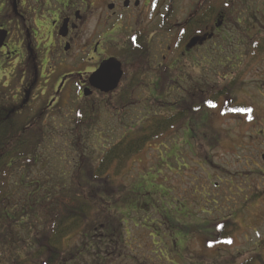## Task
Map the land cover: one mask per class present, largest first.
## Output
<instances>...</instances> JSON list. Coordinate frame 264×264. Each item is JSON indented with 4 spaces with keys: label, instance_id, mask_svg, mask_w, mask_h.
<instances>
[{
    "label": "flooded vegetation",
    "instance_id": "af4514ba",
    "mask_svg": "<svg viewBox=\"0 0 264 264\" xmlns=\"http://www.w3.org/2000/svg\"><path fill=\"white\" fill-rule=\"evenodd\" d=\"M250 6L251 0H0V115L43 122L44 103L50 112L67 103L76 118L82 106L109 103L121 93V100L126 99L123 104L134 105L140 87L147 88L152 97L164 98H171L177 87L182 94L177 100L187 105V117L194 122L203 114L219 116L218 109L202 105L204 94L218 83H207L202 75L215 73L222 63L228 65L221 79L228 82L215 92L220 94L240 69L248 70L244 64L236 69L234 61L252 53L247 34ZM107 59L119 63L121 77L116 89L105 94L89 79ZM175 73H183L181 81L172 80ZM191 81L195 83L188 84ZM237 84L228 94L237 104L251 106L235 94ZM47 93L50 98L46 99ZM253 114L263 118L255 108ZM173 115L162 118L166 122ZM145 119L143 126L151 118ZM244 166L246 178L251 174L264 177L257 163L245 159ZM242 175L229 173L225 180L218 178V183L212 182L206 170L204 177H192L204 179L205 184L196 186L195 194L184 192L183 201L195 209L182 210L174 218L178 237H173V226L166 228L164 239L159 234L152 237L147 253L155 259L143 255L139 242H102L99 246L106 257L116 256L128 264H264L263 244H251L248 231L241 230L235 219L251 213L252 203L260 197L251 184L244 185L246 178L243 185L234 181ZM241 186L248 192L240 194L238 203L230 192L243 193ZM236 205L243 210L232 209ZM184 228L195 232V247L183 240ZM204 241L212 251L207 260L202 252Z\"/></svg>",
    "mask_w": 264,
    "mask_h": 264
},
{
    "label": "rangeland",
    "instance_id": "374dc122",
    "mask_svg": "<svg viewBox=\"0 0 264 264\" xmlns=\"http://www.w3.org/2000/svg\"><path fill=\"white\" fill-rule=\"evenodd\" d=\"M261 3L263 0H251L252 26L247 34L252 41V52L254 49L260 51L264 48V5ZM257 55L250 61L251 64L247 57L235 58L236 69L246 65L249 68L246 71L240 69V74L233 76V80L238 83L237 88H239L235 94L247 100L251 106L241 105L247 106L249 108L247 111L251 109V117L255 118L253 114L255 108L263 118L261 117L257 122L254 119L245 127L236 119V115L229 117L213 115L202 120L203 114L201 121L194 122L187 116L179 120L173 128L154 138L139 154L126 161L118 176L107 179L111 183L109 186L106 182L102 184L109 187L105 190V194L107 196L111 194V203L107 207L106 216L95 206L91 209L90 217L84 220L82 226L63 240L61 249L63 255L59 264H63L64 260L65 264H77L80 257L92 249L91 246L96 243L91 241V236L94 235L96 226L99 227L95 233L98 232L99 236L103 234L102 237H107L108 233L115 232V229L120 230L123 242H139L143 255L155 259V256L147 253L151 248L148 247L150 246L148 243L152 241L149 236L154 237L161 233L164 239L166 234L163 232L173 226L171 228L174 232L173 237H178L179 229L173 225L174 218L182 210L195 209L183 201L184 192L188 190V195L192 194L196 186L199 188L205 184H202L204 179L192 180V177H204L206 170L212 174V182L218 183V178L225 180L229 173L237 172L245 177L240 176V179L238 177V180L234 181L243 185L248 173V170L246 174L243 173L245 159L257 163L261 171H264V163L261 160V156L264 155V139L259 134L262 132L264 134V54ZM227 66L222 63L215 73H203L204 81L212 84L215 82L219 86L227 83V80L221 81L229 69ZM183 76V73H175L172 75V80L181 81ZM192 83L195 81L188 84ZM160 90H163V87ZM147 93V88L140 87L133 98L136 104L126 105L123 111L112 112L104 107V101L98 103L97 118L89 128L77 124L73 109L67 103L63 106L60 104L58 111L53 110L47 114L46 137L41 144H38L35 154L18 160L21 162L14 161L8 164L10 175L7 179L0 180V188L4 187L2 199L9 203L4 209V216L10 223L17 220V227L14 228L13 236L8 241L14 243L18 239L23 244L24 241L27 243L25 249L17 250L10 263L0 258V264H37L38 260L36 258L33 260L28 253L33 249L36 250L40 245L39 241L44 235L42 224L45 220L49 223L48 218L52 217L50 213L53 214L56 208L51 196L56 197L59 193L65 195L67 192L71 194L84 192L82 196L76 195L75 199L77 201L86 199L92 203V198L101 197V201L105 202L106 197L102 196L103 186L95 182L92 176L104 151L118 143L122 136L137 132L143 126L145 118H162L163 115L173 114L176 116L175 113L180 111V102L177 99L182 94L177 87L171 98L169 96L164 98L161 95L152 97L151 93ZM73 95L74 93L71 94ZM47 96L50 98L49 93L46 99ZM69 97L70 95L65 100ZM65 100L61 103L63 104ZM149 101L150 104H145ZM163 102H167L168 106L165 107ZM206 113L205 110V115ZM208 160L211 165L208 164ZM24 161L28 163H23ZM201 169L205 170L202 172ZM246 179L248 181L246 180L244 185L251 184L253 193L261 197V199L256 198L258 200L252 203V210H260V212L251 210V213L235 219L241 230L248 231L251 244L258 245L261 242L264 246V177L251 174ZM245 186H241L243 193L231 189L230 193L235 194L238 203L240 194L248 192ZM241 207L236 205L232 209L243 210ZM100 225L107 227L102 230ZM3 228L0 222V232ZM6 230L11 229L7 227ZM254 230L257 235L254 234ZM181 232L185 235L183 240L186 245L195 247V232H189L185 228ZM152 251H155L154 248ZM36 252L37 250L34 254ZM202 252L206 260L211 256L212 251L205 241ZM82 258L83 262L88 263L87 258L84 256ZM115 258L116 256L112 257L111 264H128L126 260Z\"/></svg>",
    "mask_w": 264,
    "mask_h": 264
},
{
    "label": "trees",
    "instance_id": "16d2710c",
    "mask_svg": "<svg viewBox=\"0 0 264 264\" xmlns=\"http://www.w3.org/2000/svg\"><path fill=\"white\" fill-rule=\"evenodd\" d=\"M261 4L264 5V0ZM250 26H252L251 21ZM263 38H259V40H263ZM258 53L262 56L264 54V48L260 51H256V49H254L251 55L247 57L249 60L248 62L255 59L258 56ZM235 83V80L234 82L228 83L220 94L215 93L217 89L221 88L218 84L209 94H204L202 105L208 110L218 109L220 117L236 115V119H238L241 122V125L245 127L248 125L247 123L253 122L254 119L257 122L259 119L251 117V109L247 111L249 109L247 106L237 104L238 102L236 99L234 100L230 97L228 93L234 89ZM121 95L122 93L120 94V97L118 96V98L114 97L109 99L111 101L108 100L109 103H105L104 107L112 112L124 109L126 104H123V100L125 102L126 99L121 100ZM186 106L187 105L185 104H183V106L180 105V113L173 116V118L170 117V119H168V121L166 120V122L161 117L148 120L145 126L138 129V132L123 136L118 143L107 148L92 173L93 180L95 179L94 181L99 182L101 185L106 182L109 186L111 183L107 181V179L118 176L126 161L139 154L145 145L152 142L154 138L163 135L166 131H168V129L173 128L179 120L188 115ZM97 107V104L82 106L81 109L77 111L78 113L75 118L77 124L80 123V125L86 126L87 128L92 127L95 119L97 118ZM49 112L47 104L44 103V113H42L43 122L31 120L29 117L25 116L11 115L8 118H5V113L0 115V180H5L9 177L10 172L8 164L21 159H26L29 155L35 154L38 144H41L44 137H46V118ZM204 118L206 117H203L202 120ZM23 163H28V161H24ZM22 166H24V164ZM104 178L106 181H104ZM107 185H102V196L106 197V200H104L105 202L101 201V197L92 198V203H90V201L88 202L86 199L77 201L75 196H82L84 192L81 194L74 192L71 194L67 192L65 195H61V193H59L56 197L51 196V198H53L52 200H54L53 204L56 205V208L53 210V214L50 213L52 217H47L49 219V223H46V220L44 223L42 222L44 235L42 237L43 240L41 238L39 241L40 245L36 249L37 252L34 254L36 250L33 249V251L28 253L33 260L35 258L38 260L37 264H59L63 255V252L61 251L63 240L69 234H72L74 231L79 229L80 226H82L84 220L91 214V209H93L94 206L99 208L103 215L107 213V207L111 203V194L108 196L105 194V190L109 189ZM3 188L4 187L0 188V222L4 228L1 230L0 236L3 234L5 235L0 237V258H4L5 262L10 263L17 250L20 251L25 249L27 243L24 241L23 244V242H19L18 239L14 243L8 241V239L11 240L13 236L12 233L15 231L14 228L17 227V220L15 219L10 223L4 216V209L5 207L7 208L9 203L7 200L5 201L2 199L4 192ZM195 193L196 191L193 189L192 194ZM48 204L50 205V203ZM3 223H5V225ZM173 225L177 226L175 223H173ZM100 226L102 230L107 227L106 225ZM7 227L11 230H6ZM98 227L99 226H96L94 228V235L91 236V241L96 244L91 246L92 249L87 252L86 255H82V257L84 256L87 258L89 264H111L112 256L110 258L109 256L106 257L104 254L105 250L102 248L103 246H99V243L113 241L123 242L122 235L120 234V230L115 229V232L112 231L111 233H108L109 235H107V237H102L103 234L99 236L98 232L95 233V230ZM159 235L162 236L161 233H159ZM149 237L152 240L151 235ZM101 238L102 240H100ZM83 240H85V238H83ZM126 242L130 243V241ZM5 249H7V251ZM82 257H80V261H77V264H88L82 261ZM23 262L24 261H22V263ZM63 264H65V260Z\"/></svg>",
    "mask_w": 264,
    "mask_h": 264
},
{
    "label": "water",
    "instance_id": "95a60500",
    "mask_svg": "<svg viewBox=\"0 0 264 264\" xmlns=\"http://www.w3.org/2000/svg\"><path fill=\"white\" fill-rule=\"evenodd\" d=\"M119 63L114 59H107L103 62L97 71L91 76L90 83L94 88L102 93H109L116 89L121 77ZM261 160L264 162V155L261 156Z\"/></svg>",
    "mask_w": 264,
    "mask_h": 264
},
{
    "label": "snow or ice",
    "instance_id": "6c2138e0",
    "mask_svg": "<svg viewBox=\"0 0 264 264\" xmlns=\"http://www.w3.org/2000/svg\"><path fill=\"white\" fill-rule=\"evenodd\" d=\"M133 39H135V38L133 37Z\"/></svg>",
    "mask_w": 264,
    "mask_h": 264
}]
</instances>
